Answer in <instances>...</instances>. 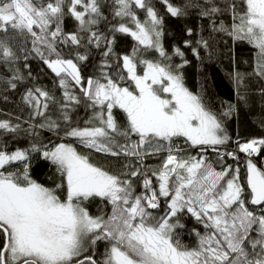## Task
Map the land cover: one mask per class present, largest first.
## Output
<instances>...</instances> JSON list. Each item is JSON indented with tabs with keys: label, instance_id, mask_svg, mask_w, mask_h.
<instances>
[{
	"label": "snow or ice",
	"instance_id": "snow-or-ice-1",
	"mask_svg": "<svg viewBox=\"0 0 264 264\" xmlns=\"http://www.w3.org/2000/svg\"><path fill=\"white\" fill-rule=\"evenodd\" d=\"M159 2L163 14L152 0H0V99L19 96L0 113V264H264V135L233 140L226 128L248 102L244 74L230 73L237 104L220 113L203 86H185L188 53L202 63L227 36L255 51L264 100V0ZM165 16L199 27L169 49ZM41 162L52 187L33 177ZM185 217L199 225L195 246L181 239Z\"/></svg>",
	"mask_w": 264,
	"mask_h": 264
},
{
	"label": "trees",
	"instance_id": "trees-1",
	"mask_svg": "<svg viewBox=\"0 0 264 264\" xmlns=\"http://www.w3.org/2000/svg\"><path fill=\"white\" fill-rule=\"evenodd\" d=\"M157 10L163 14V6L159 0H152ZM226 22H230V19L224 17ZM166 28L169 33L166 38V45L171 49L173 44H179L184 37L185 26H190L194 29V32L198 29L199 24L195 17H188L185 20H175L171 17L165 16ZM74 28V22L71 19H67L65 23V30L71 31ZM227 41V43H225ZM131 40L127 37H121L118 42L117 51L123 52L130 48ZM205 59L201 63L195 60L191 53H188L187 58L191 63L185 69V86L194 93L199 94L201 87H204V99L212 107V110L220 113L226 110L229 104H237L236 97V85L230 78V73L239 71L244 74L245 87L241 88V91H246L248 95V102L246 104L239 103L238 111L229 119L226 123L228 134L234 139L239 136L242 139H248L254 136L264 135V128L261 127V123L264 122V100L256 92V89L260 87V83L255 77L250 76L251 68L255 62V51L252 47L246 43H235L228 40L227 36H223L216 45L215 50L211 54V58H208V53H204ZM98 60L99 57L97 56ZM32 71L35 74H39V83L46 87H53L51 75L45 76L40 73V63L36 60L31 61ZM91 69L86 70V74H90ZM57 95L59 93L57 92ZM19 101L18 95L9 94L7 102L0 99V113H11L16 111V106ZM85 116L83 110L80 112V118ZM117 119L124 124L123 114L117 110ZM228 150L235 148V145L231 142L225 146ZM82 152L87 153L89 150L80 148ZM195 153V150H193ZM209 159L215 160L216 154L212 152L207 153ZM241 155V173L244 174L243 154ZM90 159L104 166L109 171H118L122 166V161L118 158L104 157L102 154L93 153ZM258 166H264V158H256ZM158 160L150 159L147 161L149 165L155 166L158 164ZM228 164H235L231 159H227ZM33 177L40 183L46 186L52 187L56 182L53 169H51L46 163L41 162L35 164L33 168ZM139 191V189H137ZM98 208V203L93 202L89 206L91 213L95 214ZM185 223L187 224V230L182 235V241L188 246H195L196 237L191 233V229L199 228V225L192 219L185 217ZM202 230V229H201ZM104 251V245H98V253Z\"/></svg>",
	"mask_w": 264,
	"mask_h": 264
}]
</instances>
